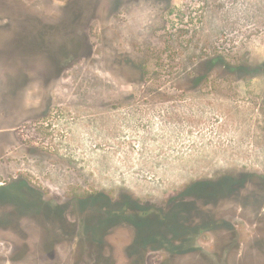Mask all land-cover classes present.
I'll use <instances>...</instances> for the list:
<instances>
[{
	"label": "rangeland",
	"instance_id": "obj_1",
	"mask_svg": "<svg viewBox=\"0 0 264 264\" xmlns=\"http://www.w3.org/2000/svg\"><path fill=\"white\" fill-rule=\"evenodd\" d=\"M16 174L56 196L96 193L101 216L115 208V264H127L129 201L226 176L262 198L264 0H0V182ZM239 207L229 264H262L264 218ZM223 238L183 248L221 253Z\"/></svg>",
	"mask_w": 264,
	"mask_h": 264
},
{
	"label": "flooded vegetation",
	"instance_id": "obj_2",
	"mask_svg": "<svg viewBox=\"0 0 264 264\" xmlns=\"http://www.w3.org/2000/svg\"><path fill=\"white\" fill-rule=\"evenodd\" d=\"M13 178L12 183L0 182V264H115L117 257L107 246L121 221V214L111 212L115 208L101 216L96 193L84 200L82 188H76L56 196L31 176ZM243 184L238 176H226L196 183L162 204L127 202V210L118 209L127 212V264H229L231 251L241 255L235 222L239 206L253 213L256 224L264 218V196L260 201L250 195L243 199ZM225 204L238 207L229 214ZM68 213L74 217L70 222L63 220ZM207 232L224 236L221 253L196 243L183 248L189 236L199 241ZM252 243L264 251L261 236Z\"/></svg>",
	"mask_w": 264,
	"mask_h": 264
}]
</instances>
